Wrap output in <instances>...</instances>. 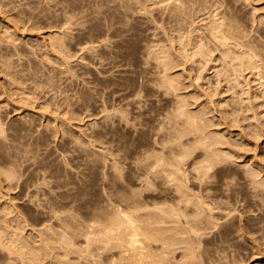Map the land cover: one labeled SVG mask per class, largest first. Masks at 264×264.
Segmentation results:
<instances>
[{
	"label": "rangeland",
	"instance_id": "obj_1",
	"mask_svg": "<svg viewBox=\"0 0 264 264\" xmlns=\"http://www.w3.org/2000/svg\"><path fill=\"white\" fill-rule=\"evenodd\" d=\"M261 59L264 0H0V236L94 264L75 222L135 202L171 264H264Z\"/></svg>",
	"mask_w": 264,
	"mask_h": 264
},
{
	"label": "bare ground",
	"instance_id": "obj_2",
	"mask_svg": "<svg viewBox=\"0 0 264 264\" xmlns=\"http://www.w3.org/2000/svg\"><path fill=\"white\" fill-rule=\"evenodd\" d=\"M177 2V1H176ZM145 6V5H144ZM85 11V10H84ZM229 21H230V19H229ZM231 23V22H230ZM179 24V23H178ZM212 24V23H211ZM215 24V23H214ZM224 24H226V23H224ZM232 24V23H231ZM220 25V24H219ZM230 24H228L227 26H229ZM6 26V25H5ZM216 26V25H215ZM221 26V25H220ZM222 26H224V25H222ZM226 26V27H227ZM231 27H233L232 25H231ZM217 28V27H216ZM179 29V28H178ZM221 29V28H220ZM224 29L225 30H229L228 28L226 29L225 27H224ZM224 29L222 30V31H224ZM217 30H218V32H217ZM216 30V32L219 34V31H221V30H219V29H217ZM214 31V30H213ZM221 31V32H222ZM229 31H231V30H229ZM216 32H214V33H216ZM232 32H235V31H232ZM212 35H213V33H211ZM210 34V35H211ZM222 34H225V32H222ZM13 35V34H12ZM219 35H221V34H219ZM226 35V34H225ZM222 36V35H221ZM213 37V36H212ZM227 37V35L226 36H224V41H228L229 39H231V38H229V39H227L226 38ZM218 38H221L220 36L218 37ZM218 38H215L217 41L219 40ZM234 38V37H233ZM222 39V38H221ZM227 39V40H226ZM233 40V39H232ZM234 40H236V39H234ZM59 41V40H58ZM219 41H221V40H219ZM231 41V40H230ZM237 41V40H236ZM235 41V42H236ZM65 43V42H64ZM203 43V42H202ZM227 43V42H226ZM234 43V42H233ZM230 44H232V43H229V45ZM239 44V43H238ZM221 45H223V44H221ZM226 45H228V44H226ZM225 45V46H226ZM235 45V44H234ZM242 45V44H241ZM203 46V45H202ZM224 46V45H223ZM238 46V45H237ZM243 46V45H242ZM59 47V46H58ZM234 47V46H233ZM248 47V46H247ZM255 47V46H254ZM201 49V48H200ZM260 49V48H259ZM262 49V48H261ZM186 50V49H185ZM203 50V49H202ZM231 51V50H230ZM256 52V51H255ZM261 54V53H260ZM263 54V53H262ZM251 55V54H250ZM256 55H258V53H256ZM228 56V55H227ZM261 56V55H260ZM263 56V55H262ZM244 57H245V54H244ZM243 57V58H244ZM261 58V57H260ZM252 60V59H251ZM262 60V59H261ZM262 61H264V60H262ZM262 65V64H261ZM264 70V69H263ZM264 72V71H263ZM261 74V73H260ZM262 74H264V73H262ZM263 76V75H262ZM170 82H172V81H170ZM171 84V83H170ZM184 113V112H183ZM182 113V114H183ZM188 114V113H187ZM191 115V114H190ZM187 116V115H186ZM198 116V115H197ZM196 116V117H197ZM191 117V116H190ZM188 118V117H187ZM192 118V117H191ZM190 118V119H191ZM200 118V117H199ZM193 119H196V118H193ZM193 119H191V120H193ZM2 120V119H1ZM189 121V120H188ZM194 121V120H193ZM196 121V120H195ZM190 122H192V121H190ZM188 123V122H187ZM195 123V122H194ZM2 124V123H1ZM190 124H192V123H190ZM3 125V124H2ZM2 125H0V126H2ZM185 125H186V123H185ZM194 125V124H193ZM177 126V125H176ZM191 126V125H190ZM194 128V127H193ZM197 128V127H196ZM24 131V130H23ZM196 131V130H195ZM198 131H201V130H199L198 129ZM1 132V131H0ZM205 134V133H204ZM207 134V133H206ZM195 136V135H194ZM208 138H210V137H208ZM130 141V140H129ZM125 143V142H124ZM184 150H186V149H184ZM187 151H189V150H187ZM220 152V151H219ZM15 153V152H14ZM213 153V152H212ZM162 154V153H161ZM217 155V154H216ZM215 155V156H216ZM146 156V155H145ZM144 156V158L143 159H145V158H147V157H145ZM208 156V155H207ZM139 157V156H138ZM169 157V156H168ZM170 158V157H169ZM180 159V158H179ZM145 161V160H144ZM163 161V160H162ZM171 161V160H170ZM213 161V160H212ZM211 161V162H212ZM217 161V160H216ZM221 161V160H220ZM141 162H143V161H141ZM151 162V161H150ZM161 162V161H160ZM202 162V161H201ZM205 162H207V164H208V160H205ZM167 163V162H166ZM200 163V162H199ZM175 164V163H174ZM154 165V164H153ZM157 165V164H156ZM167 165H168V163H167ZM171 165V164H170ZM170 165H168V166H170ZM13 166V165H12ZM161 166V165H160ZM165 166V165H164ZM175 166V165H174ZM173 166V167H174ZM204 166V165H203ZM209 166H212V165H209ZM131 167V166H130ZM136 167V166H135ZM172 167V168H173ZM176 167V166H175ZM212 167H214V166H212ZM15 168V167H14ZM114 168V167H113ZM154 168V167H153ZM171 168V167H170ZM211 167H209V169H210ZM116 169V168H115ZM138 169H139V167H138ZM151 169V168H150ZM155 169H157V167L155 168ZM206 169V168H205ZM208 169V170H209ZM212 169V168H211ZM210 169V170H211ZM12 170V169H11ZM14 170V169H13ZM130 170H131V168H130ZM133 170V169H132ZM177 170V169H176ZM182 170V169H181ZM180 170V171H181ZM208 170H206L207 172H208ZM254 170V169H253ZM256 170H258V169H256ZM3 171V170H2ZM9 171V170H8ZM17 171V170H16ZM138 171V170H137ZM259 171V170H258ZM15 171H13V174H15L14 173ZM134 172V171H133ZM148 172V171H147ZM212 172V171H211ZM218 171H216V173H217ZM257 172V171H256ZM260 172V171H259ZM6 173H8V172H6ZM17 173H19V172H17ZM121 173V172H120ZM181 173H183V172H181ZM180 173V174H181ZM199 173V172H198ZM205 173V172H204ZM261 173V172H260ZM9 174V173H8ZM129 174H131V173H129ZM144 174V173H143ZM178 174V173H177ZM252 174V173H251ZM259 174V173H258ZM2 175V174H1ZM176 175V174H175ZM209 175H211V174H209ZM213 175V174H212ZM9 176H11V175H9ZM172 176V175H171ZM249 176V175H248ZM251 176V175H250ZM8 177V176H7ZM148 177V176H147ZM160 177V176H159ZM3 178V177H2ZM17 178V177H16ZM176 178V177H175ZM253 178V177H252ZM257 178V177H256ZM8 179H12V178H8ZM14 179V178H13ZM130 179V178H129ZM128 179V181H129V183L131 184V181ZM148 179V178H147ZM250 179H251V177H250ZM249 179V180H250ZM0 180H3V179H0ZM132 180V179H131ZM151 180V179H150ZM162 180V179H161ZM173 180V179H172ZM178 180V179H177ZM188 180V179H187ZM256 181L257 182V180L256 179H253V181ZM156 181V180H155ZM155 181H153V182H155ZM182 181V180H181ZM251 181V180H250ZM253 182V184H255L256 182ZM1 182V181H0ZM10 182V181H9ZM28 182V181H27ZM132 182H135V180L133 181L132 180ZM1 183H4V182H1ZM149 183V182H148ZM142 184V183H141ZM150 184H153V183H150ZM183 184V183H182ZM186 184V183H185ZM251 184V183H250ZM27 185V184H26ZM154 185V184H153ZM178 185V184H177ZM257 185H260V184H258L257 183ZM149 186V185H148ZM148 186H146V187H148ZM152 186V185H151ZM150 186V187H151ZM1 187V186H0ZM6 187V186H5ZM162 187V186H161ZM22 188V187H21ZM176 188V187H175ZM181 188V187H180ZM185 188V187H184ZM12 189V188H11ZM147 189V188H146ZM187 189H188V187H187ZM258 189H261V187L260 188H258ZM157 190V189H156ZM177 190H178V188H177ZM256 190V189H255ZM105 191V190H104ZM134 191V190H133ZM179 191H181V190H179ZM262 191V190H261ZM2 192H4V191H2ZM182 192V191H181ZM105 193V192H104ZM1 194V193H0ZM4 194V193H3ZM152 194L153 195H157V194H154V193H151L150 195L152 196ZM169 194V193H168ZM256 194H260V191L258 192V193H256ZM33 195H35V194H33ZM112 195V197H114V195L113 194H111ZM134 195V194H133ZM149 195V194H148ZM201 195V194H200ZM262 195V194H261ZM263 195H264V193H263ZM137 196H141V195H137ZM161 196V195H160ZM182 196H184V195H182ZM106 197V196H105ZM149 197V196H148ZM146 195H145V197L144 198H148ZM165 197V196H164ZM199 197H201V198H203L202 197V195L201 196H199ZM257 197V196H256ZM34 198V197H33ZM109 198V197H108ZM133 198V197H132ZM132 198H129L128 200H130V199H132ZM136 198V197H135ZM154 198V197H153ZM153 198L151 199L150 197H149V199H151V200H153ZM158 199V196L157 197H155L154 199ZM162 198V197H161ZM166 198H167V196H166ZM177 198V197H176ZM178 198H180V197H178ZM195 198V197H194ZM163 200H166V201H168V199H164V198H162ZM173 199V198H172ZM183 199H186V198H182V200L181 199H179L178 201H180V202H183ZM106 200V199H105ZM109 200H110V198H109ZM112 200H114L113 198H112ZM133 200V199H132ZM132 200H131V202H132ZM134 200H138V198L137 199H134ZM141 200V202H142V199H140ZM139 200V201H140ZM145 200H147V199H145ZM163 200H161V201H163ZM173 200H175V199H173ZM194 200H196V199H194ZM201 200V199H200ZM210 200H212L213 201V199H210ZM12 201V200H11ZM104 201V200H103ZM111 201V200H110ZM117 201V200H116ZM138 201V202H139ZM149 200H147L146 201V203L148 202ZM204 201V200H203ZM105 202H108L107 200L105 201ZM118 202V201H117ZM186 202H190L189 200L188 201H186ZM208 202V201H207ZM206 202V203H207ZM213 202H215V200L213 201ZM213 202H211V204L213 203ZM118 203H123V202H121V201H119ZM118 203H116V202H110L109 203V211L107 210V212L103 215V216H100L101 217V219H99V218H97V219H92V218H84L83 219V221L81 220H78V222H75V224L77 223L78 224V228H79V233L78 234H80V236H83L84 237V241H85V248H86V253H88L87 254V256H93L94 257V259L92 258L91 260H93V263L94 264H171L168 260H167V257H168V255H169V251H168V249H169V247H173V246H170V244H169V239L168 238H166V237H164V238H161V236L158 234V232H157V229L155 230V229H150V227L148 228L144 223V215H146V214H148L147 212H146V214H142V213H140V208H141V206H139V205H136L135 204V202H133L132 204L131 203H129L128 204V206L126 205H124V206H121V204H118ZM137 203V202H136ZM169 203V202H168ZM171 203H172V201H171ZM170 203V204H171ZM197 203H201L200 201L199 202H196V204ZM138 204H140V203H138ZM151 204V203H150ZM150 204H148L149 206H147V208L148 207H150ZM154 204V203H153ZM159 204H161V203H159ZM170 204L168 205V206H170ZM175 204V203H174ZM195 204V206H200V205H196ZM258 204V203H257ZM9 205V204H8ZM144 205H146L145 203H144ZM163 206L162 207H164V206H166V205H164V204H162ZM182 205V204H181ZM189 205V203H187V206ZM201 205H207V206H210V202H209V204H204V202L201 204ZM213 205V204H212ZM212 205H211V207H212ZM14 206V205H13ZM152 206H158V205H152ZM159 206H161V205H159ZM174 206H175V209H176V207H178L179 206V204H178V206H176V205H171L170 207H173L174 208ZM213 206H216L215 204L213 205ZM36 207V206H35ZM103 207H105L104 206V204H103ZM103 207H101V208H103ZM162 207H160V208H162ZM182 207L184 208V205H182ZM193 207V206H192ZM259 207V206H258ZM1 208V207H0ZM38 208V207H37ZM106 208H108L107 206H106ZM106 208H104V210H106ZM164 208H167V207H164ZM179 209H181L180 207H178ZM186 208V207H185ZM195 207H193L192 209H194ZM146 209V208H145ZM169 209H171V208H169ZM187 209H189L188 207L186 208V209H183V213H184V210H186V211H188ZM191 209V208H190ZM198 209H205V207L204 208H198ZM209 209V208H208ZM210 209H212V208H210ZM262 209V208H261ZM260 209V210H261ZM14 210H16V209H14ZM147 210V209H146ZM174 210V209H173ZM215 210V209H214ZM214 210H213V212L212 213H214ZM63 211V210H62ZM163 211L165 212L166 210H164L163 209ZM162 211V212H163ZM176 211H178V210H176ZM190 211V210H189ZM188 211V212H189ZM192 211V210H191ZM193 211H195V210H193ZM199 211V210H198ZM203 211H206V210H203ZM209 211H211V210H209ZM7 212V211H6ZM11 212H13V211H11ZM10 212V213H11ZM143 212V211H142ZM167 212V211H166ZM171 212V211H170ZM170 212H167V213H170ZM174 212V211H173ZM262 212H263V210H262ZM261 212V213H262ZM21 213V212H20ZM98 213H100V212H98ZM158 213L160 214V212L158 211ZM178 213V212H177ZM179 213H182L181 211H179ZM178 213V214H179ZM182 213V214H183ZM187 213V212H186ZM189 213H192V212H189ZM194 213H196V212H194ZM199 213H201V212H199ZM198 213V214H199ZM205 213V212H204ZM209 213V212H208ZM173 215H174V213H172ZM178 214H176L175 216H183V215H178ZM215 214H217V212L216 213H214V218H216L215 216H219V214H217V215H215ZM262 214H264V212L262 213ZM261 214V215H262ZM25 215V214H24ZM27 215V214H26ZM44 215V214H43ZM58 215V214H57ZM85 215H87V214H85ZM166 215H168V214H166ZM212 215H210V216H212ZM6 216V215H5ZM18 216V215H17ZM46 216V215H45ZM147 216V215H146ZM197 216V215H196ZM203 216H205V215H203ZM260 216V215H259ZM264 216V215H263ZM7 217V216H6ZM33 217V216H32ZM39 217V216H38ZM74 217V216H73ZM84 217V216H83ZM87 217V216H86ZM157 217V216H156ZM161 217V216H160ZM261 217V216H260ZM1 218H3V217H1ZM0 218V219H1ZM20 218V217H19ZM25 218V217H24ZM75 218V217H74ZM148 218H151V217H149L148 216ZM169 218H173V217H171V216H169ZM177 218V217H176ZM189 218V217H188ZM192 218V217H191ZM191 218H189V219H191ZM198 218V217H197ZM197 218H193V219H197ZM203 218V217H202ZM218 219H219V217H217ZM264 218V217H263ZM5 219V218H4ZM9 219V218H8ZM39 219V218H38ZM37 219V220H38ZM179 219V218H178ZM185 219V218H184ZM2 220V219H1ZM6 220V219H5ZM75 219H73L72 221H74ZM147 220V219H146ZM160 220V219H159ZM168 220V219H167ZM172 220V219H171ZM176 219H174L173 221H175ZM201 220V219H200ZM202 220H204V219H202ZM206 220H208V219H206ZM205 220V221H206ZM214 220V219H213ZM261 221H263L262 219H260ZM14 221V220H13ZM13 221H6V223L8 224V222H9V224L11 223V222H13ZM22 221H24V222H26L25 220H22ZM51 221V220H50ZM149 221H150V219H149ZM163 221H164V218H163ZM168 221H170V220H168ZM168 221H165V222H168ZM177 221V220H176ZM187 221V220H186ZM204 221V222H205ZM148 222V221H147ZM159 222V221H158ZM171 222V221H170ZM185 222V221H184ZM193 222V224H194V222H196V220H194V221H192ZM210 222V221H209ZM214 222H215V220H214ZM0 223H2V221H0ZM14 223H16V222H14ZM27 223V222H26ZM181 223H183V222H181ZM191 223V222H190ZM189 223V224H190ZM205 223H208V222H205ZM216 223V222H215ZM230 223V222H229ZM3 224V223H2ZM8 224V227L11 225H9ZM19 224V223H18ZM147 224V223H146ZM150 225H152V223L150 222L149 223ZM158 224V223H157ZM166 224H168V223H166ZM174 224V223H173ZM193 224H191V225H193ZM202 224H204L203 222H202ZM210 224L212 225V222H210ZM216 224H218V223H216ZM224 224H227L226 222L224 223ZM231 224V223H230ZM1 225V224H0ZM24 225H26V224H24ZM159 225H161V226H163V225H165V224H159ZM169 225V224H168ZM179 225H181V224H179ZM184 225L185 224H182V226L184 227ZM188 225V224H187ZM195 225V224H194ZM197 226H200V225H198V224H196ZM207 226H209L208 224H206ZM210 225V226H211ZM218 225H220L221 226V224H218ZM241 225V224H240ZM254 225L256 226V223H254ZM2 226H5V224L4 225H2ZM2 226H0V227H2ZM19 226V225H18ZM27 226H28V224H27ZM29 226H30V224H29ZM60 226V225H59ZM72 226V225H71ZM155 226V225H154ZM176 226V225H175ZM197 226H194V227H196L197 229H198V227ZM217 226V225H216ZM229 226V225H228ZM227 226V228H225L224 226H222L223 228H225V229H229V227ZM230 226H232V225H230ZM6 227V226H5ZM22 227V226H21ZM23 227H25V226H23ZM46 227V226H45ZM52 227V226H51ZM156 227V226H155ZM160 227V226H159ZM172 227V226H171ZM179 227V226H178ZM177 227V229H181V228H178ZM188 227H190V226H188ZM257 227V226H256ZM14 228V227H13ZM46 228H49V226L48 227H46ZM59 228H61V227H59ZM157 228V227H156ZM186 228V227H185ZM191 228V227H190ZM201 228H202V226H201ZM252 228H253V226H252ZM251 228V229H252ZM255 228V227H254ZM0 229H3V228H0ZM6 229V228H5ZM8 229V228H7ZM6 229V230H7ZM12 228H9V230H11ZM15 229V228H14ZM50 229V228H49ZM53 229V228H52ZM165 229H166V227H165ZM172 229V228H171ZM173 229H175V230H177L176 228H173ZM173 229H172V231H173ZM192 229V228H191ZM220 229H222L221 227H220ZM232 229V227H230V229L229 230H231ZM247 229V228H246ZM250 229V230H251ZM256 229V228H255ZM8 230V231H9ZM160 230V229H159ZM158 230V231H159ZM170 230V229H169ZM181 230H184V229H181ZM193 230V231H192ZM191 230V232H194V233H197L196 231H194L195 230V228L194 229H192ZM209 230V229H208ZM233 230V229H232ZM231 230V231H232ZM241 230V229H240ZM3 231H5V230H3ZM14 231V230H13ZM16 231L18 232L19 231V229H16ZM21 231V230H20ZM47 231H49V230H47ZM180 231V230H179ZM179 231H177L178 233H180ZM190 230H188L187 232H189ZM198 231V230H197ZM201 231H203V230H201ZM201 231H198V232H201ZM223 232H220V230L219 231H217V234L219 233V235H220V237L222 238L224 235H226V237L224 236L223 237V239L224 238H227L228 236V239L230 238V236H231V232H230V235H228L229 233H227V234H225V232H224V230H222ZM1 233H2V231H0ZM7 232V231H6ZM5 232V233H6ZM23 232H24V230H23ZM39 232H41V231H39ZM63 232H64V230H63ZM75 232V231H74ZM165 232L167 233L168 231H166L165 230ZM182 232H184V231H182ZM190 232V233H191ZM227 232H229V231H227ZM13 233H15V232H13ZM50 233V232H49ZM54 233V232H53ZM177 233V234H178ZM189 233V234H190ZM202 233V232H201ZM216 233V232H215ZM221 233H224L223 234V236L221 235ZM42 234V233H41ZM65 234V233H64ZM68 234V233H67ZM163 234V233H162ZM184 234V233H183ZM214 234V233H213ZM217 234H215V236L217 235ZM5 235H7V234H5ZM4 235V236H5ZM9 235V234H8ZM14 235V234H13ZM18 235V233L16 234V236ZM33 236V235H32ZM39 236V235H38ZM59 236V235H58ZM167 237H168V234L166 235ZM169 236H171V234L169 235ZM190 236V235H189ZM193 236V234H191V238H193L192 237ZM215 236H213V237H215ZM218 236V235H217ZM216 236V237H217ZM7 237V236H6ZM21 237V236H20ZM26 238V236H23V238ZM44 237V236H43ZM173 237H176V236H173ZM178 237V236H177ZM197 237V236H196ZM196 237H195V239H196ZM202 237V236H201ZM201 237H199V238H201ZM219 237V238H220ZM23 238H14L12 235L10 236V237H7V238H4V237H2V236H0V244H3V245H0V246H5L7 249H8V251H9V255H14L15 257L13 258V261L10 263V264H44V263H42V262H44V261H42L43 259H44V257L45 256H47V255H43V253H45V252H37V251H35V248L33 247H31V246H29L28 244H27V242L23 239ZM63 238V237H62ZM71 238V237H70ZM182 238V237H181ZM217 239V242H218V240H220L221 242H220V244H224V243H222L223 241H222V239L220 238V239ZM27 239V238H26ZM46 240H48L47 238H45ZM65 239V238H64ZM172 239V238H171ZM189 238H187L186 240H188ZM202 239V238H201ZM211 239H212V237H211ZM216 239V238H215ZM228 239H224L225 240V242H226V240H228ZM27 240H29V239H27ZM42 240V239H41ZM58 240V239H57ZM69 240V239H68ZM180 240V239H179ZM208 240V239H207ZM214 240V239H213ZM42 241H45V240H42ZM49 241V240H48ZM63 241H65V240H63ZM160 242L161 241V245H162V247L164 248L163 250H161L160 249V244L157 246V244H155V243H157V242ZM172 241H174V240H172ZM193 241V240H192ZM199 241H201V243H199V244H203V243H205L206 242V239L202 242V240H199ZM210 240H208V242H209ZM30 242H31V244H32V241L30 240ZM50 242V241H49ZM67 242H71V241H67ZM174 242H176V241H174ZM187 242V241H186ZM210 242H212V241H210ZM210 242L208 243V244H210ZM36 243V242H35ZM75 243H76V241H75ZM74 243V244H75ZM176 243H178V242H176ZM175 243V244H176ZM182 242H180V244H181ZM183 243H185V242H183ZM195 243V242H194ZM40 244V243H39ZM174 244V243H173ZM198 244V245H199ZM206 244V243H205ZM204 244V245H205ZM38 245V244H37ZM42 245H44V242H43V244ZM45 245H46V243H45ZM44 245V246H45ZM76 245V244H75ZM77 245H79V244H77ZM183 245H185V244H183ZM191 245H193V243L191 244ZM34 246H36L35 244H34ZM43 246V247H44ZM71 246H73L72 244H71ZM83 246V245H82ZM94 246V247H93ZM177 246V245H176ZM218 246V245H217ZM220 246V245H219ZM218 246V247H219ZM5 247L3 248V247H0L1 249H5ZM46 247V246H45ZM47 247H48V245H47ZM47 247H46V249H47ZM62 247V246H61ZM69 247V246H68ZM81 247V246H80ZM187 247V246H186ZM189 248L190 247H192V246H188ZM195 247V246H194ZM197 247H200V246H197ZM217 247V248H218ZM40 248H42V247H40ZM50 248V247H49ZM48 248V250H50ZM78 248V247H77ZM82 248H84V247H82ZM196 248V247H195ZM201 248V247H200ZM220 249H221V246L219 247ZM0 249V250H1ZM7 249L6 250H4V251H6V253H7ZM38 249H39V247H38ZM45 249V250H46ZM172 249V248H171ZM201 249H203V248H201ZM37 250V249H36ZM42 250H44V249H42ZM47 250V251H48ZM83 250H85V249H83ZM158 250H160V251H162L160 254L158 253ZM185 250H188V248H186ZM190 250H193L192 248H190ZM3 251V250H2ZM39 251H41L40 249H39ZM52 251V250H51ZM104 251H107V253L105 254V252ZM159 251V252H160ZM170 251H172V250H170ZM209 251V250H208ZM214 251V253L213 254H215V253H217V252H215V251H217V250H213ZM49 253H51L50 251H48ZM53 252V251H52ZM82 252V251H81ZM85 253V252H84ZM172 253V252H171ZM187 253V252H186ZM189 253H192L191 251H189ZM210 253V252H209ZM45 254H47V253H45ZM103 254H105V255H103ZM188 254V253H187ZM193 254H196V251L193 253ZM199 254V253H198ZM213 254H208L207 256H212ZM7 255H8V253L6 254V256L5 257H7ZM202 255V254H201ZM44 256V257H43ZM59 256V255H58ZM84 256V255H83ZM103 256V257H102ZM192 256V255H191ZM196 255H194V257H195ZM214 256V255H213ZM91 257H89V259L91 258ZM169 257H170V255H169ZM194 257H191V259H193ZM210 257L209 258H207V259H210ZM220 257V256H219ZM222 257H224V256H222ZM9 258V257H8ZM45 258H48V257H45ZM65 258V257H64ZM66 258H68V257H66ZM87 258V257H86ZM103 258V259H102ZM179 258H181V257H179ZM185 258V257H184ZM183 258V259H184ZM196 258V257H195ZM212 258V257H211ZM176 259H178V258H176ZM47 259H45V261H46ZM53 260V259H52ZM172 260V259H171ZM170 260V261H171ZM190 260V259H189ZM189 260H188V262H189ZM65 261H67V260H65ZM178 261H180V260H178ZM210 261V260H209ZM220 261V260H219ZM183 262V261H182ZM192 262V261H191ZM174 263H177V262H174ZM179 263V262H178ZM177 263V264H178ZM185 263V262H184ZM68 264V263H67ZM79 264V263H78ZM190 264V263H189ZM193 264H196V263H193ZM214 264V263H213ZM218 264V263H217Z\"/></svg>",
	"mask_w": 264,
	"mask_h": 264
}]
</instances>
